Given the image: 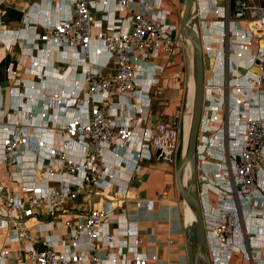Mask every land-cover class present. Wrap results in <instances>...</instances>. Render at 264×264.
Segmentation results:
<instances>
[{
  "label": "built area",
  "instance_id": "2783aa9c",
  "mask_svg": "<svg viewBox=\"0 0 264 264\" xmlns=\"http://www.w3.org/2000/svg\"><path fill=\"white\" fill-rule=\"evenodd\" d=\"M13 1L0 0V44L20 45L0 82V264H170L140 250L145 238L125 207L141 162L174 153L184 122L147 124L185 40L171 9L164 0H35L18 9L23 33L4 27ZM194 8L205 69L197 186L210 262L229 264L245 235L264 237L261 223L242 224L244 213L264 217V0ZM111 188L94 208H66ZM39 214L48 219L26 223Z\"/></svg>",
  "mask_w": 264,
  "mask_h": 264
},
{
  "label": "crops",
  "instance_id": "0c3cea01",
  "mask_svg": "<svg viewBox=\"0 0 264 264\" xmlns=\"http://www.w3.org/2000/svg\"><path fill=\"white\" fill-rule=\"evenodd\" d=\"M35 0H15L10 3L5 9L4 15V27L20 30L24 27L22 21L23 15L19 11V8H27L30 3ZM165 6L171 9V15L169 16L170 20L178 23L181 11L183 10L184 0H164ZM221 5L226 3V0H218ZM18 7V8H17ZM232 3H230V8L232 9ZM17 8V9H16ZM39 28V27H38ZM99 28L95 27V31ZM28 30V29H26ZM26 30L22 29L24 33ZM19 46L15 45L10 50H7L0 44V82L5 84L9 82V78L6 73V68L10 63L15 64L16 60L19 57ZM103 60L106 58V55L103 54L101 57ZM166 56H163L161 62L166 60ZM179 54L177 53L173 57V63L169 65L166 71L162 74V87L163 94L155 97L151 107L149 108V117L148 123L152 124L159 120L161 117H171L166 113V99L170 97H177L179 94L177 81L178 78H181V71L178 69L179 64ZM173 79L170 87L166 86L168 79ZM9 79V80H8ZM192 84V79L190 80V85ZM2 95L6 98V93L2 89ZM190 92V91H189ZM141 169L134 177L129 180L128 186L129 190L126 194V204L125 211L129 217L139 222L140 233L143 238H145L144 244L140 247L141 251L155 252L158 256L167 258L170 261V264H188L186 248H185V239H184V230L187 226L184 212V204L179 196L174 192L170 191V184H168L169 173L171 172L172 165L166 162L158 161H147L143 160L141 162ZM159 178L162 179L164 184V192L158 191L157 188L153 187V184ZM143 187L144 191H139ZM139 192V193H137ZM114 188L109 189L104 195H101L102 198L106 196H113ZM154 200L155 209L150 211L146 207L144 200ZM210 199H215L213 194L210 195ZM104 200V199H103ZM140 201V205L136 206V202ZM98 202V205L100 204ZM86 204V198L80 197L76 201L68 204V209H75L79 206H84ZM85 208H82V210ZM81 210V211H82ZM76 211H79L76 209ZM152 218L154 222H149L148 219ZM48 219L46 215H37L36 218L28 220L27 224H33L36 221H42ZM256 223H261V226L264 230V217L252 218L247 213L242 215V224L246 229L252 230V225ZM3 236L2 231L0 230V240ZM166 237L171 238L177 244L174 246L168 247L166 245ZM243 251H237L233 254L229 264H264V237L261 236L260 239L256 235H245L242 239ZM1 245V244H0ZM16 245L12 244L11 247ZM14 253H12V256Z\"/></svg>",
  "mask_w": 264,
  "mask_h": 264
},
{
  "label": "water",
  "instance_id": "95a60500",
  "mask_svg": "<svg viewBox=\"0 0 264 264\" xmlns=\"http://www.w3.org/2000/svg\"><path fill=\"white\" fill-rule=\"evenodd\" d=\"M195 0H184L182 14L178 22L179 33L187 40L192 48L193 72V100L189 111L190 124L187 133L185 150L183 151V132L179 131V141L174 153L163 158L159 150L155 152V160L168 161L174 167V182L176 190L184 205L194 214V221L184 230L185 248L188 264H211L208 255L206 234L203 225V212L197 186L196 143L201 121L203 86H204V58L202 41L198 27H193L191 21L195 14ZM232 6H233V2ZM176 32L172 33L175 37ZM189 169L190 177L185 183L183 175Z\"/></svg>",
  "mask_w": 264,
  "mask_h": 264
},
{
  "label": "rangeland",
  "instance_id": "374dc122",
  "mask_svg": "<svg viewBox=\"0 0 264 264\" xmlns=\"http://www.w3.org/2000/svg\"><path fill=\"white\" fill-rule=\"evenodd\" d=\"M182 14V11H181ZM181 16V15H180ZM180 19V17H179ZM179 22V20H178ZM180 45L177 48V53L179 54V64L178 69L181 71V78H178L177 86L179 90V94L177 97H170L166 99V113H168L169 116H179L180 121H182L183 116L185 115L186 110L191 106L190 105V88L193 84V72H192V48L191 45L188 44L185 40L180 41ZM192 79V84L189 87L190 80ZM173 82V79L169 78L166 82V86L171 85ZM189 106V107H188ZM154 161H157L154 159ZM158 162H165V161H158ZM167 163V162H166ZM171 172L169 173L170 177L168 180V184H170V191L176 193V187L174 182V167L172 165ZM153 184V187L157 188L158 191L164 192V184L161 178L156 180ZM139 191H144L143 187ZM139 193V192H137ZM178 194V193H177ZM104 197L102 198V200ZM101 197H96L91 194L90 199H86V204L84 206H79L78 210L81 211L82 208L89 209L94 208L98 205V202H100ZM68 207V204L66 205Z\"/></svg>",
  "mask_w": 264,
  "mask_h": 264
},
{
  "label": "bare ground",
  "instance_id": "6f19581e",
  "mask_svg": "<svg viewBox=\"0 0 264 264\" xmlns=\"http://www.w3.org/2000/svg\"><path fill=\"white\" fill-rule=\"evenodd\" d=\"M187 43L190 44L188 41H187ZM192 100H193V84L190 88V100H189L190 105H192ZM189 108L191 109V106ZM189 124H190V115H189V112H185L184 122H183V126H182L183 140H184L183 151L185 150ZM189 177H190V172H189V169L186 168L184 175H183V180L185 183L189 180ZM184 212H185L186 223H187V225H189L190 223H192L194 221V214L192 213V211L189 209V207L187 205H184Z\"/></svg>",
  "mask_w": 264,
  "mask_h": 264
}]
</instances>
